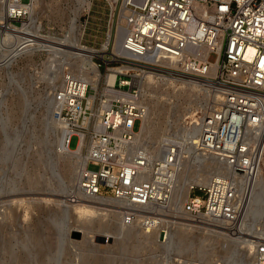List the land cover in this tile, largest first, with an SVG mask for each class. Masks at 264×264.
Listing matches in <instances>:
<instances>
[{
    "label": "built area",
    "instance_id": "obj_1",
    "mask_svg": "<svg viewBox=\"0 0 264 264\" xmlns=\"http://www.w3.org/2000/svg\"><path fill=\"white\" fill-rule=\"evenodd\" d=\"M122 5L120 54H112L110 62L124 71L113 85L104 84L109 95L101 94V112L96 114V98L89 103L91 87L70 74L54 97L66 147L76 137L74 150L86 159L78 172L79 193L122 204L125 225L142 209V226L156 228L160 217L152 208L168 206L181 157L177 148L165 145L154 159L136 143L148 112L142 81L178 86L197 79L217 91L220 104L210 114L198 113L192 147L230 174L191 187L190 193L202 196L190 198L188 211L239 224L247 205L242 191L252 188L264 145V0H123ZM31 12V0H11L2 8L7 23L0 21V58L8 59L5 51L13 44L18 53L31 48L36 38L21 31L28 28ZM253 251L251 264H264V241Z\"/></svg>",
    "mask_w": 264,
    "mask_h": 264
},
{
    "label": "rangeland",
    "instance_id": "obj_2",
    "mask_svg": "<svg viewBox=\"0 0 264 264\" xmlns=\"http://www.w3.org/2000/svg\"><path fill=\"white\" fill-rule=\"evenodd\" d=\"M38 3L36 30L41 45H48L45 39L55 43L77 40L84 49L100 51L110 33L108 50L93 57L101 74L98 87L93 90L88 85L91 87L88 93L96 96V114L100 113L108 70H122L110 58L119 37L123 0H118L113 9L114 0H38ZM64 52L60 55L41 49L0 66V264H243L245 260L251 264L254 248L249 250L251 245L236 239L244 220L251 231L242 233L261 239L258 242L264 241V236L254 234L264 235V166L251 213L232 227L211 223L198 215L172 214L167 206L164 213L153 212L160 217V224L146 230L140 219L130 226L121 225V210L116 204L100 206L96 204L98 201H92L95 203L92 206L105 207L111 213L82 220L75 216L73 203L66 201L62 205L64 197H75L80 168L77 158L60 157L58 153L61 125L53 118L56 101L52 96L59 83H47L54 73L58 77L68 73L79 75L81 60L74 56L77 52L69 49ZM208 60L214 62L215 56L210 55ZM152 84L148 92L142 82L147 106L156 104L169 110L170 104L177 103L173 123L178 117L179 125L183 122L195 125L198 113L215 106L213 95L202 90L201 84H192V88L182 84L161 86L153 81ZM168 121L163 120L164 124ZM134 131H138V123ZM161 135L162 132L156 133L150 143ZM76 144L77 138L73 137L70 149L74 150ZM89 169L97 168L89 166ZM197 169L198 172L205 169L202 173L207 179L221 176L212 175L208 164L196 161L192 163V180L199 175ZM193 195L202 193L189 192L185 212ZM175 224L188 228L179 229ZM251 237L243 236L246 239L241 240L254 242Z\"/></svg>",
    "mask_w": 264,
    "mask_h": 264
},
{
    "label": "bare ground",
    "instance_id": "obj_3",
    "mask_svg": "<svg viewBox=\"0 0 264 264\" xmlns=\"http://www.w3.org/2000/svg\"><path fill=\"white\" fill-rule=\"evenodd\" d=\"M10 1L11 0H4L3 4L0 5V21H3L4 23H7V21H6L5 14L2 13V8L5 7V5L7 6L6 3L10 2ZM117 1L118 0H114V3H112V9L114 8V5L116 4ZM122 8H123V5H122ZM38 12H39L38 0H32V12H31L30 19H29V26L27 29H22V30L20 29L22 32L27 33V34H31L32 36H34L36 38L34 40L35 42H33V45L31 46V48L27 49L25 52H22V53H18L16 51H14L15 50L14 44L10 45L11 47H9V49H7V51H5L6 52L5 54L7 55L8 59H5V58L3 59L1 57L3 59L2 62L4 64V66L5 65L7 66L8 64L14 62L17 58L21 57L25 53L26 54L27 53H33V51H37V50H41V49H48L52 53L54 52L56 54H60V55L62 54L63 55V53H65L64 52L65 49L66 50L69 49V50L77 52L76 54H74V56L76 55L78 57L77 59L81 60V65L79 66V69H78L79 75H76L73 73H68V74L72 75L73 77H78L83 82L84 86L91 85L93 90L96 89L98 87V83H99V80L101 78V74L98 70V67L93 62V57L97 54L103 55V53H105L108 50L107 48L109 47L108 45H109L110 33H108L107 41L103 45V47L100 51L84 49L83 47H81V45L79 44V42L77 40H75V41L73 40L74 38L72 39L73 40L72 42L70 40H69L70 42L63 40V41H59L57 43L50 42L48 39H45L44 41L48 45L47 46L41 45V44H39L40 39L37 36V30H36V29H38V26H37V21H38L37 14H38ZM118 30H119V37H118L117 44H116V42L114 44L115 47H114V52H112L113 55L120 54V42H121V38L124 34L123 30L121 29V25L118 27ZM7 38L8 37H6V39ZM76 39H79V38H76ZM56 47H60V48H56ZM120 70L124 71V69L121 67H120ZM118 71L119 70H108L109 74L106 78L107 82L105 84L110 85V86L113 85L115 76L117 73H119ZM57 75L58 74L54 73L52 76H50L47 83H48V85H52L58 81L57 83H59V88L61 89L64 86V79H65L66 75L65 74H64L65 76L59 75V77ZM211 76H213V75H211ZM143 81L145 84L144 89H146L149 92V87L153 86L152 79L145 78V80H143ZM201 82L202 81H200V80L194 79L190 83L181 82L180 84L185 85V86H189L190 88H192V84L195 86L201 84L202 90L207 91L208 93L213 95V100L215 101L214 108L209 109V111H207V112H204V113L210 114L213 110H215L216 108L219 107L220 98L218 96L217 91H215L209 84L201 83ZM153 83H155V82H153ZM163 83H155V84H161V86H162V84L166 85V86L170 85L167 82H163ZM150 84H152V85H150ZM172 85L174 87H176V85H174V84H172ZM59 88H58V90H59ZM105 89H104V91H105L106 95L104 97H108L109 94L106 92ZM54 93H56V92H54ZM54 97H55V94H54V96H52V98L55 99ZM109 97H111V96H109ZM95 98H96L95 94H94V96L90 95V97L88 98L90 105H92L95 102ZM169 107H171V108H168L169 110H166L162 106L161 107L156 106V104L150 106V108H149V106H147V108H148L147 115L143 118L142 126H141L139 132H137L135 134V140H136V143L140 147H142L154 159L161 154V152L165 148V145L174 146L175 148H177L178 153L181 157L180 167H179L180 169H179V172L177 173V176H176V180H175L176 184H175L174 189L171 193L167 209H168L169 213L172 212V214H176V215L180 214L181 216H191L192 217V215L190 214L189 211L185 212L183 209V207L186 204V201L189 198L190 188L193 186L206 187L207 185H209V183L212 181V179L223 180L224 179L223 177H227L230 174V170L228 167H225L222 164H220L217 160H215V158H213L211 156H203L202 154L197 153L194 150L192 145L194 143H196L197 132H198V127H197L198 123H196L195 125H192V124H188V123L186 124V122L185 123L183 122V124L179 125L178 124V121H179L178 117L176 118L174 123L171 122V119L176 117L175 115L177 113L178 105H177V103H174V104H170ZM102 108H103V105H102ZM56 110H57V107L55 108L54 113ZM54 113H53V118L55 119ZM165 118H167L169 121L164 124L163 120ZM56 122L59 123V126L61 125L60 126L61 127L60 128V140H59V145L57 146L58 153L60 154V157L61 156H64V157H72L73 156V157L77 158L79 160L78 165H80V168H81L85 164V160H86L85 156L83 155L82 152L79 151V149L78 150H71V149H68L66 147L65 141L63 139L64 126L59 121L56 120ZM158 132H162L163 135L156 136L154 143H150V141H152V139H154L153 136ZM196 161L208 164L209 167L212 168V172H213L212 175H214V176H220L221 175L220 176L221 178L220 177L219 178L212 177L211 179L205 178L204 174L202 173V171L207 169L205 167V169L204 170L201 169L202 171H200V172H198L199 170L197 169L196 171L199 173V175H197L195 172V175H197V176L195 179L192 180V163L196 162ZM261 166H264V145H263V151H262L260 166H259V169L257 171L256 178L253 181L252 188L250 189V191L248 190L247 192L245 190L242 191L243 194L246 195V199H247V205H246L245 211L243 213L244 219L247 217V215L249 213H251L250 211L252 208L253 198L255 195V189L260 184L261 175L263 172ZM80 168H79V170H80ZM200 168H202V167H199V169ZM208 169H210V168H208ZM76 177H77L76 179L78 180V176H76ZM69 178H68L69 180H72L71 177H69ZM258 187H257V189H258ZM75 198H76V200H74V202H73L74 214L78 219H81V220L84 217H87V216L91 217L92 215L107 216V213L110 212L105 207L104 208H96V207L92 206L93 204H95L92 201H98V203H96V204H98L100 206H108L106 204H116V206H117L116 208L121 210L122 223H120V224L123 226H130L133 223L138 222V220L141 219V217L143 215L142 209L136 210L135 215L137 216V219L134 222H132L131 224L125 225L123 223V214L126 211V209H124L121 206L122 204L114 201L113 199H111V198H92V199L85 198L79 193L77 186L75 187ZM68 199L69 198L64 197L65 201L61 202L62 205L65 204L64 202H66V201L69 203H72V202L68 201ZM199 201H198V203L201 204L202 202L200 199H199ZM67 208H70V207H66V210H67ZM164 209L165 208L154 207V208H152V212L158 211V212L164 213V211H165ZM198 216L201 219L208 220L209 222L214 223V224H219V225L225 226V227L226 226L227 227L233 226V225L229 226L230 224L225 223V222L211 221V220L207 219V217L204 214H198ZM176 225L179 226V229H180V226L181 227L184 226L185 230L188 228V226H185V224L184 225L183 224H175V226ZM248 225L246 223H244V220H242V222L240 223L239 232L237 233L236 241L237 242L240 241L242 244L247 243V244L251 245L252 247L249 248V250H250V249L254 248L255 244L258 243V241H261V239H259L257 237L254 238L248 234L242 233L243 231H251V229H249V228H251V226L249 227ZM93 226H94V224H93ZM185 230H182V231H185ZM254 234L256 236H259V237L264 236V235H262L263 233H257L256 232ZM183 236L185 237L186 234L182 235V237ZM243 236L251 237L255 240H254V242H250L249 240L248 241L247 240H241L243 238ZM243 239H246V238H243ZM237 244H239V243H237ZM247 244H246V246H247ZM243 264H248V261L245 260L243 262Z\"/></svg>",
    "mask_w": 264,
    "mask_h": 264
}]
</instances>
